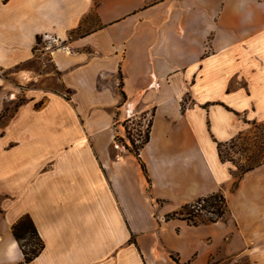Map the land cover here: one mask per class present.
<instances>
[{
  "label": "crops",
  "instance_id": "obj_1",
  "mask_svg": "<svg viewBox=\"0 0 264 264\" xmlns=\"http://www.w3.org/2000/svg\"><path fill=\"white\" fill-rule=\"evenodd\" d=\"M42 34L70 50L34 56ZM141 113L136 155L116 136ZM254 120L264 0H0V264H264V162L238 180L218 150ZM217 191V221L169 216Z\"/></svg>",
  "mask_w": 264,
  "mask_h": 264
},
{
  "label": "rangeland",
  "instance_id": "obj_2",
  "mask_svg": "<svg viewBox=\"0 0 264 264\" xmlns=\"http://www.w3.org/2000/svg\"><path fill=\"white\" fill-rule=\"evenodd\" d=\"M93 16L94 12H91L90 14H88L85 21L88 22V20L92 19ZM75 34L76 33H73V35ZM44 35H39L40 38L38 40L36 38L34 44V56L37 57L43 52L46 54H52L55 49H58L55 42H52L53 37L57 39L58 43L61 42V46L66 45V47H68L67 49H69V45L66 43L67 41H62L59 37L54 35H49L44 39ZM49 61L50 60L47 61V68L46 65L45 67H43L41 65V62H38V60L32 61L31 64H33L32 67L37 68L38 70L43 72V70L52 69ZM22 99L23 97H20L19 99L9 102L6 105V108H8L5 111V115L12 113L16 104ZM150 121V114L142 113L138 114L136 117L124 120L122 122L124 126L121 127L122 133L116 136V142L118 143V145H121L123 148L128 149L125 145L126 143L132 149H137L146 138ZM240 133H238L232 141H230V139L226 143L221 145L222 157L232 164L235 176L236 173L240 171V168L242 166L250 162H264V143H262L264 142V120L251 121L247 129L241 131ZM129 137L133 139V145ZM256 144L259 145L255 146ZM38 241V237H36V235L32 236L31 233H28L26 235V238H24L23 240V242L27 244L28 248L32 243H37Z\"/></svg>",
  "mask_w": 264,
  "mask_h": 264
},
{
  "label": "trees",
  "instance_id": "obj_3",
  "mask_svg": "<svg viewBox=\"0 0 264 264\" xmlns=\"http://www.w3.org/2000/svg\"><path fill=\"white\" fill-rule=\"evenodd\" d=\"M36 38L38 40L40 36L38 35ZM150 125H151V121L149 123V129L147 130L146 138L144 139V142L137 149H132L129 145L125 143L126 147L136 155L139 154V150L143 146V144H145L149 140ZM233 139L234 137L230 141H232ZM130 140L133 145L134 143L133 139L130 138ZM226 142L218 143L219 155L222 160L225 159L222 157L221 154V145ZM259 144H256L255 146ZM262 163L250 162L242 166L240 168V171L236 173L237 179L239 180L244 173L259 166ZM142 167L145 170V166L143 163H142ZM227 212H228V207H227L226 197L221 191H217L204 196H200L196 198L194 201L185 203L178 210L170 213L169 216H178L181 218H185L194 224H197L203 221H217L218 219L224 217L227 214ZM12 230L23 250L24 261L26 263L30 262L32 259H34V257H36L41 252V250L44 247V243L38 234V231L36 229V226L34 225L32 218L29 215L22 216L16 223L13 224ZM28 233H31L32 236L36 235V237H38L39 239L37 243H32L31 246H29V248L27 247V244L23 242L24 238H26V235Z\"/></svg>",
  "mask_w": 264,
  "mask_h": 264
},
{
  "label": "built area",
  "instance_id": "obj_4",
  "mask_svg": "<svg viewBox=\"0 0 264 264\" xmlns=\"http://www.w3.org/2000/svg\"><path fill=\"white\" fill-rule=\"evenodd\" d=\"M47 36H49V35H44V39L47 37ZM52 42H55V44L57 45V47L59 48H64V49H67L68 47H66V45L64 46H61L60 44H61V42H59L58 43V41H57V39H55L54 37H53V39H52ZM209 214H210V212H209Z\"/></svg>",
  "mask_w": 264,
  "mask_h": 264
}]
</instances>
